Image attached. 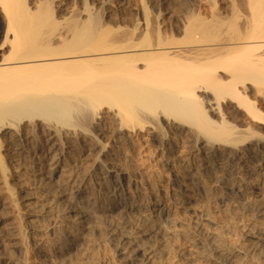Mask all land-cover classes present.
<instances>
[{
    "label": "bare ground",
    "instance_id": "obj_1",
    "mask_svg": "<svg viewBox=\"0 0 264 264\" xmlns=\"http://www.w3.org/2000/svg\"><path fill=\"white\" fill-rule=\"evenodd\" d=\"M84 2L0 0V264H264V0Z\"/></svg>",
    "mask_w": 264,
    "mask_h": 264
},
{
    "label": "rangeland",
    "instance_id": "obj_2",
    "mask_svg": "<svg viewBox=\"0 0 264 264\" xmlns=\"http://www.w3.org/2000/svg\"><path fill=\"white\" fill-rule=\"evenodd\" d=\"M75 1H76L77 8H79L82 5V2H84V1H87L88 2L87 5H90V0H81V1L75 0ZM121 1L116 0V2H117L116 7L111 12V14L113 15V18L116 19L115 21L120 22L123 26L132 30L134 27V24L132 25L131 22L133 23L134 18L135 19H141L144 16L142 14L143 13L145 14V11L149 10V13L148 12L147 13H148L149 17L152 18L151 21L154 23V24H151L152 22L150 21V25L153 26L151 28H154V29L156 28L155 30L157 33L159 30L163 34V35L161 34L162 36L169 35V37H171L172 33H174V32L176 33V31H174V29L176 30V28H177L176 24L178 23L177 19H179L178 16L180 17V16L186 14L187 12L189 13V12L193 11L191 13L195 12L196 15H200V17L202 16V17L207 18V19H211L212 16L216 13L218 15H220L224 18H228V19H229V17H227V16L230 15V11H229L230 10V7H229L230 2H228V0H163V1H161V0H144V1H142L143 4L140 3L141 0L140 1L139 0H121ZM144 6H145V9H144ZM129 7H131V8H129ZM187 7H189V9ZM56 8L57 7L54 6L53 10ZM186 9H187V11H186ZM56 11H58V8L54 11V13ZM99 12H100L99 14L101 17L100 21H101V23H103L105 18H106V14H103L102 11H99ZM101 15H103V16H101ZM153 18H154V20H153ZM157 21H158V23H160V25H159L160 28L158 26V23L156 24ZM2 24H4L3 23V17L0 15V31L1 32H2L1 29H3L2 26H4ZM174 25H175V28H174ZM174 35L175 34H173V36ZM1 52L2 51H0V53ZM141 148H142V146H141ZM149 148L150 147L145 148V146H143L141 151L139 148L140 152H136L138 162L140 161L138 164H139V166H141L144 169L143 173H144L145 179L148 178L152 181H153V179H156V181H157L156 184L168 185V182H167L168 178H166L169 176V174H168V176L166 175L168 172L165 171L166 170L165 168L163 169L160 158H158L156 160L155 157L152 158V157L148 156V155L152 154L149 152H153V151H150L152 149H149ZM144 150H145V152H144ZM142 151L144 154H142ZM77 154H79V152ZM139 154H141V155H139ZM140 156H142V157H140ZM165 172H167V173L165 174ZM219 216H220V214H219ZM0 235H1V232H0ZM178 243L180 244V247H182V245L184 247L185 241L183 240V242H182V239L178 238ZM185 245H187V244L185 243ZM29 257L31 260L29 259ZM29 257L27 256L26 262L28 261V259H29L28 262H31V261L33 262L32 256L30 255ZM28 262L26 264H28ZM32 262H31V264H33Z\"/></svg>",
    "mask_w": 264,
    "mask_h": 264
}]
</instances>
